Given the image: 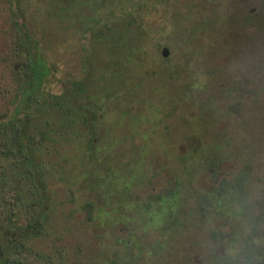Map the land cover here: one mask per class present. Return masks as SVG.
I'll return each mask as SVG.
<instances>
[{"label":"rangeland","instance_id":"obj_1","mask_svg":"<svg viewBox=\"0 0 264 264\" xmlns=\"http://www.w3.org/2000/svg\"><path fill=\"white\" fill-rule=\"evenodd\" d=\"M37 87L53 96L44 111L33 103ZM56 104L88 117L82 129L102 153L86 171L103 174L105 190L116 171L134 180L148 174L127 189L137 205L183 186V212L195 209L186 237L192 250L179 243L148 252L140 228L97 220L98 205L108 210L115 199L72 182L90 159L75 145L55 144V130L79 126ZM28 137L30 179L14 145ZM41 138L48 168L36 147ZM240 174L246 213L236 218L211 192ZM131 234L139 241L126 259L122 240ZM113 259L264 264V0H0V264Z\"/></svg>","mask_w":264,"mask_h":264},{"label":"trees","instance_id":"obj_2","mask_svg":"<svg viewBox=\"0 0 264 264\" xmlns=\"http://www.w3.org/2000/svg\"><path fill=\"white\" fill-rule=\"evenodd\" d=\"M37 77H39V80L37 82L42 81L43 74H39ZM32 92V95H36V97L33 98V103L36 104L37 107H40L41 111H44L47 105L49 107L51 104L48 102V99L53 97L52 95H48L47 99L44 98L42 93L38 91V87L30 90ZM29 92H25V96L28 95ZM46 101V103H45ZM60 103V102H59ZM98 104V103H94ZM57 105V106H56ZM54 106L55 108H61V111L64 113V116L69 117L71 115L73 117L78 118L79 120H76L75 124L78 127H76L70 134H61L56 130L54 135L58 136L60 141H56L57 138L54 140L55 144L58 146H61L62 148L64 147H71V146H77V151L76 154L83 155L84 153H88V160L87 164L81 165V171L72 172V174L77 175L76 179H74L72 176V182L74 184H77L81 181H85V187L93 190H97L96 187L102 190L101 196L99 198L101 199L108 198V199H115L111 202V207L107 210L105 207H102V205H98L96 210L95 216L97 217V220L99 218V221L102 222H108V223H113L115 221L121 222L124 225L126 224L127 227H135V228H140L141 231H143L146 234L147 238V243L149 242L152 247L148 248V252H157V251H162L165 247V245L174 247L177 244L180 243V249L182 251H188L192 250V244L189 245V243H186V237L190 233L189 231L193 229V220H192V214L194 212V205H189L186 213L183 212L184 205H188L187 202V197L189 195H184V193L181 192V188L183 187L181 184L176 187V189L173 188V190H170L168 192V196L161 198V201H154L153 204L149 203H144L143 204H136L134 203L133 199L130 200L131 195L129 196V192L127 189L131 187L134 183H139L141 181H148V174H145L142 178H138L136 180L133 179L131 176H126V175H117L118 171L114 172L113 166L109 163H107V168L111 171H113V175H115V179H117L116 184L112 185L111 190H105L106 188L104 186V182H107V180L104 178L103 174L100 172H89L86 171L89 167L92 168L91 161L93 160L92 163L96 164V160L98 158L99 153L101 154V149L99 146H94V142L92 141V136L90 134H84L86 133L84 129H82V126L85 122H87L88 117L86 119V116L84 113L81 112H74L72 111L69 114L66 113L65 107L63 105H58L56 104ZM52 108V107H51ZM93 118L92 123L95 125L99 124L100 122V116L98 117L96 112H93ZM96 113V114H95ZM59 115V113H58ZM60 117L58 116V119ZM98 118V119H97ZM78 121V122H77ZM94 125V126H95ZM95 130V127L93 128ZM18 132L20 133L21 130H16L15 133ZM21 137V136H18ZM15 137V140L18 141L20 138ZM33 137V136H32ZM28 137L27 140H23L20 143L14 144L18 148L19 158H17V164L19 163L20 167L25 170V177L28 179L32 178L33 175V170L35 171V160H34V148L32 145L33 144V138ZM94 139V138H93ZM44 138H41L39 141V144L36 146L38 149L41 150V163L43 164L45 162V167H47L46 160L43 158L44 155L48 156L46 154V148H44L45 145L42 144V141ZM92 141V142H91ZM115 145V144H114ZM94 146V147H93ZM114 148V146H112ZM95 156L93 157L92 156ZM199 155L204 156V153H198ZM44 159V161H43ZM92 159V160H91ZM48 168V167H47ZM89 168V169H90ZM124 169V168H123ZM4 170L7 172L8 168H4ZM91 170V169H90ZM72 171V170H71ZM62 175V172H60ZM147 173V172H146ZM44 174V172H43ZM47 175V173L45 174ZM60 175V176H61ZM79 175V176H78ZM209 177H214L215 174L213 171L209 174ZM81 179L79 180L78 178ZM48 177H49V172H48ZM63 178V175H62ZM236 180L234 181L233 185H230L226 188H224L221 184H218L214 186L213 193L214 195L213 198V203H216L219 207H222L227 210L228 215L233 214L236 218L242 215L243 213H246V208H245V194L242 191V186L244 184V176L240 174L239 176L234 177ZM134 180V181H133ZM104 181V182H103ZM184 195V196H182ZM98 196V195H97ZM96 199H98L96 197ZM99 200V199H98ZM155 200V199H154ZM151 202V201H150ZM87 206L84 208L88 218L90 220L95 219L93 218V203L86 202ZM16 204V203H15ZM200 209H204V206H200ZM33 218V217H31ZM34 220V218H33ZM239 220V219H236ZM125 225V226H126ZM133 229V228H132ZM130 230V229H129ZM139 239L136 238L133 234L129 236L128 239L124 238L122 240V243L124 245H128V248L126 247L127 250H124L122 254L124 255V258L128 259L132 253H134V250H136L137 245H138ZM117 242V241H116ZM198 242H201V239H198ZM148 243V244H149ZM195 245V244H194ZM141 253L140 251H138ZM163 252V251H162ZM112 264H119L118 261L112 260ZM124 264V263H122Z\"/></svg>","mask_w":264,"mask_h":264},{"label":"water","instance_id":"obj_3","mask_svg":"<svg viewBox=\"0 0 264 264\" xmlns=\"http://www.w3.org/2000/svg\"><path fill=\"white\" fill-rule=\"evenodd\" d=\"M166 52V49L163 50V54Z\"/></svg>","mask_w":264,"mask_h":264}]
</instances>
